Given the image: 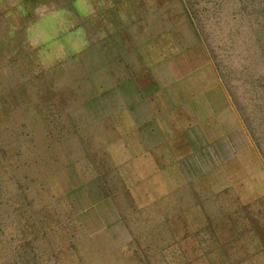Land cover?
I'll return each instance as SVG.
<instances>
[{
    "label": "rangeland",
    "instance_id": "1",
    "mask_svg": "<svg viewBox=\"0 0 264 264\" xmlns=\"http://www.w3.org/2000/svg\"><path fill=\"white\" fill-rule=\"evenodd\" d=\"M0 264H264V0H0Z\"/></svg>",
    "mask_w": 264,
    "mask_h": 264
},
{
    "label": "crops",
    "instance_id": "2",
    "mask_svg": "<svg viewBox=\"0 0 264 264\" xmlns=\"http://www.w3.org/2000/svg\"><path fill=\"white\" fill-rule=\"evenodd\" d=\"M189 80L192 81L191 86L194 89L192 96H202L205 92L220 87L219 78L212 66L207 67L205 71L197 70Z\"/></svg>",
    "mask_w": 264,
    "mask_h": 264
},
{
    "label": "trees",
    "instance_id": "3",
    "mask_svg": "<svg viewBox=\"0 0 264 264\" xmlns=\"http://www.w3.org/2000/svg\"><path fill=\"white\" fill-rule=\"evenodd\" d=\"M221 74H222V72H221ZM228 75H231V74L228 73ZM228 75H227V77H228ZM223 77H224V76H223Z\"/></svg>",
    "mask_w": 264,
    "mask_h": 264
}]
</instances>
